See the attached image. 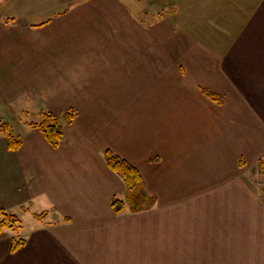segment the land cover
<instances>
[{"label": "crops", "instance_id": "crops-1", "mask_svg": "<svg viewBox=\"0 0 264 264\" xmlns=\"http://www.w3.org/2000/svg\"><path fill=\"white\" fill-rule=\"evenodd\" d=\"M1 1L0 109L77 115L57 149L29 127L40 117L0 151V194L25 218L0 232V264H264V200L242 176L264 153V49L197 52L133 0ZM107 149L151 209L112 211L126 188Z\"/></svg>", "mask_w": 264, "mask_h": 264}, {"label": "rangeland", "instance_id": "rangeland-1", "mask_svg": "<svg viewBox=\"0 0 264 264\" xmlns=\"http://www.w3.org/2000/svg\"><path fill=\"white\" fill-rule=\"evenodd\" d=\"M133 1L138 4L134 8L137 9L138 6L145 8L148 14L145 15L146 22H151L154 18H160L161 22H163V20H170L174 25V29L178 31V33L184 34L183 36L179 35L181 36L180 39L183 41L187 39L191 40L197 52L200 50L211 56L218 52L221 46H225L226 41H232L235 38L240 42L243 38L246 39L247 36L250 37L245 40V43L258 51L264 49V33L260 32V29L264 26V0ZM1 2L0 0V3ZM129 3H132V1L129 0ZM2 19L8 20V18ZM249 30L250 32H248ZM207 45L213 48H209ZM19 119L23 122H37L40 120V115L38 113L10 114L8 110L4 111L0 109V151L6 150L5 144H8L10 136L19 141L21 131L28 128V126L23 125V122H20ZM4 126H7L8 129L5 130ZM256 149L259 151V149H264V146H257ZM261 157H264V153L258 154L256 161L252 164H248L244 159L247 168L243 169L242 176L250 186L253 188H260V193L262 195L261 189L264 186V176L261 175L258 167V160ZM242 162L243 160L240 161V166H243ZM7 164V160L0 161L1 167ZM8 179L13 180L14 174L12 178H10V174H8ZM16 181L17 191H23V189H21L24 187L23 184H19V182H21L20 175L16 174ZM1 182L5 183L3 179H1ZM15 203L16 201H14L9 194H0V209L5 210L9 214L18 216L15 211ZM19 217L23 220L25 219L22 216ZM3 231L8 234L13 233L11 230ZM146 263H151V261Z\"/></svg>", "mask_w": 264, "mask_h": 264}, {"label": "trees", "instance_id": "trees-1", "mask_svg": "<svg viewBox=\"0 0 264 264\" xmlns=\"http://www.w3.org/2000/svg\"><path fill=\"white\" fill-rule=\"evenodd\" d=\"M201 94L210 101L221 104V98L204 88H200ZM41 120L38 123H29L31 129L39 131L46 142L54 149H57L63 138V127L70 125L76 118V113L73 110H68L60 116H56L51 113H42L40 115ZM5 130L8 129L4 126ZM7 147L9 150H17L20 147V142L9 137ZM104 160L108 168L118 175L126 188V197L124 200L118 198H112L110 201V207L116 214L121 213L126 206L130 208L132 212H139L151 209L154 206V198L146 193L144 190V184L139 171L132 166L129 162L119 157L111 150H105L103 152ZM259 171L264 176V157L258 160ZM264 198V186L261 189ZM37 220L41 221L45 217V213L35 214ZM20 226V219L7 213L5 210L0 209V232L2 229L16 230ZM24 243V240L19 238H13L11 252L14 253Z\"/></svg>", "mask_w": 264, "mask_h": 264}]
</instances>
